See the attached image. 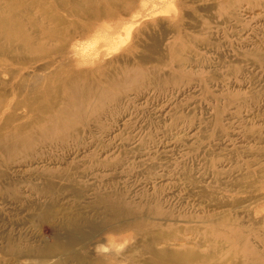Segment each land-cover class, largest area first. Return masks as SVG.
<instances>
[{
  "label": "rangeland",
  "instance_id": "rangeland-1",
  "mask_svg": "<svg viewBox=\"0 0 264 264\" xmlns=\"http://www.w3.org/2000/svg\"><path fill=\"white\" fill-rule=\"evenodd\" d=\"M0 264H264V0H0Z\"/></svg>",
  "mask_w": 264,
  "mask_h": 264
}]
</instances>
